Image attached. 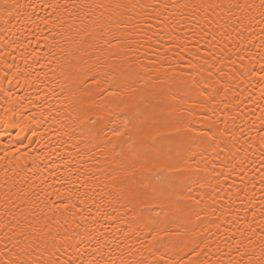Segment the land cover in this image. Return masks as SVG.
Listing matches in <instances>:
<instances>
[{"label": "snow or ice", "instance_id": "1", "mask_svg": "<svg viewBox=\"0 0 264 264\" xmlns=\"http://www.w3.org/2000/svg\"><path fill=\"white\" fill-rule=\"evenodd\" d=\"M0 102V264H264V0H0Z\"/></svg>", "mask_w": 264, "mask_h": 264}, {"label": "bare ground", "instance_id": "2", "mask_svg": "<svg viewBox=\"0 0 264 264\" xmlns=\"http://www.w3.org/2000/svg\"><path fill=\"white\" fill-rule=\"evenodd\" d=\"M32 0H20V3H31ZM42 15V14H41ZM35 46V45H33ZM17 63H19V61H17ZM8 87H10L12 89V91L16 92L17 95H20L21 94V90H22V85H17V84H12V85H9ZM35 95V93H33ZM2 103V102H0ZM16 121H19V118H15ZM3 128H8L9 131H10V137L9 138H6L5 140H2L0 141V156H3L4 155V152L6 149L9 148V144H8V139H12L13 141V144L11 146V152L15 153L16 155L13 157V156H8L6 157V159L8 160H14V159H19V156L20 154L23 152L24 150V145H16L15 144V136H16V133L19 131V128H18V125L16 124H12V125H4V124H0V129H3ZM28 139H31V137H28ZM27 141H25L26 143ZM19 149V151L17 150ZM2 175V174H0ZM73 239L75 240V244L72 245V246H66V255L67 254H71L76 247H83V243L81 242L83 240V238L79 235H75L73 234Z\"/></svg>", "mask_w": 264, "mask_h": 264}]
</instances>
